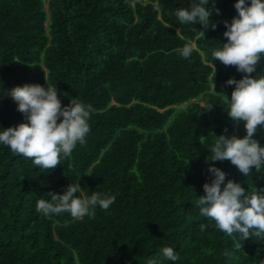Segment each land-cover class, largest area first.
Here are the masks:
<instances>
[{
	"label": "trees",
	"instance_id": "1",
	"mask_svg": "<svg viewBox=\"0 0 264 264\" xmlns=\"http://www.w3.org/2000/svg\"><path fill=\"white\" fill-rule=\"evenodd\" d=\"M0 264H264V0H0Z\"/></svg>",
	"mask_w": 264,
	"mask_h": 264
}]
</instances>
